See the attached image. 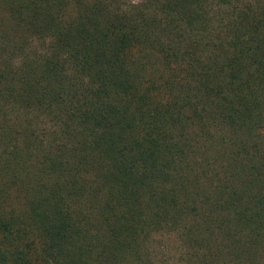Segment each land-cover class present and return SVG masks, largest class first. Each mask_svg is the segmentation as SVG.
<instances>
[{
  "label": "trees",
  "instance_id": "obj_1",
  "mask_svg": "<svg viewBox=\"0 0 264 264\" xmlns=\"http://www.w3.org/2000/svg\"><path fill=\"white\" fill-rule=\"evenodd\" d=\"M0 7V264H264V0Z\"/></svg>",
  "mask_w": 264,
  "mask_h": 264
},
{
  "label": "rangeland",
  "instance_id": "obj_2",
  "mask_svg": "<svg viewBox=\"0 0 264 264\" xmlns=\"http://www.w3.org/2000/svg\"><path fill=\"white\" fill-rule=\"evenodd\" d=\"M0 16H6L5 12H3V8L2 7H0ZM3 23H6V21L3 22Z\"/></svg>",
  "mask_w": 264,
  "mask_h": 264
}]
</instances>
